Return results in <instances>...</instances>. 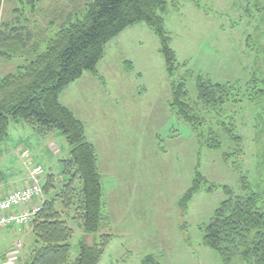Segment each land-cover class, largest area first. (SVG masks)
Here are the masks:
<instances>
[{
  "label": "rangeland",
  "instance_id": "374dc122",
  "mask_svg": "<svg viewBox=\"0 0 264 264\" xmlns=\"http://www.w3.org/2000/svg\"><path fill=\"white\" fill-rule=\"evenodd\" d=\"M90 1L39 0L33 6L28 0H4L1 19L30 18L39 28L55 21V31L62 21L83 16ZM167 1L159 13L179 64L174 75L167 70L159 35L140 21L108 43L96 71L86 70L60 95L83 122L98 153L113 234L99 264H143L148 255L161 264H222L220 254L205 243L204 227L227 197L223 186L241 192L242 175H248L252 186L261 182L253 139L259 110L248 99L258 86L249 84L257 68L246 50L253 31L247 24V0ZM22 62L0 56V77ZM199 75L237 85L224 107L246 137L239 169L224 160L222 150L200 141L173 108V84L185 80L196 99ZM71 151L61 130L42 135L24 119H11L9 134L0 142V195L18 190L23 180L30 184L37 165L43 167L42 185L48 173L62 182V160L71 158ZM196 177L201 187L183 208L182 199ZM72 226L70 263L79 255L81 239L89 235L76 222ZM33 227L31 222L0 229V253L19 239L18 264H26L36 240ZM88 239L94 241L91 235ZM232 264H254V259L237 256Z\"/></svg>",
  "mask_w": 264,
  "mask_h": 264
},
{
  "label": "trees",
  "instance_id": "16d2710c",
  "mask_svg": "<svg viewBox=\"0 0 264 264\" xmlns=\"http://www.w3.org/2000/svg\"><path fill=\"white\" fill-rule=\"evenodd\" d=\"M38 1L28 0V3L35 6ZM3 2L0 0V56L8 60L23 58V62L15 71L0 77V142L9 134L11 119H24L42 135L61 130L72 146V157L62 160V182L54 173L44 178L46 199L32 221L36 240L26 264H99L113 234L98 153L86 136L83 122L60 101V95L86 70L96 71L108 43L140 21H145L159 35L167 70L174 75L179 64L159 13L166 10L168 1L92 0L87 2L83 16L62 21L55 31L51 28L55 21L47 28L32 25L30 18L2 21ZM247 2V24L253 31L247 36L246 50L253 54L257 68L249 84L258 86L248 99L259 110L253 139L261 182L257 187L252 186L248 175H242L241 192L223 186L227 197L204 227L205 243L220 254L222 264H232L237 256L264 264V0ZM16 10L22 12L20 8ZM178 81L172 86L174 110L209 149L222 150L229 165L241 168L246 137L231 120V111L226 114L224 107L238 90L236 83L215 82L199 75L198 96L194 99L190 97L187 82ZM200 187L196 177L182 199L183 208ZM72 221L93 236L94 241L82 238L79 255L70 263V239L75 233ZM143 264L161 263L148 255Z\"/></svg>",
  "mask_w": 264,
  "mask_h": 264
},
{
  "label": "built area",
  "instance_id": "2783aa9c",
  "mask_svg": "<svg viewBox=\"0 0 264 264\" xmlns=\"http://www.w3.org/2000/svg\"><path fill=\"white\" fill-rule=\"evenodd\" d=\"M29 156L28 151L23 152ZM43 172L41 166L32 170L30 184L18 190H9L0 195V229L19 224H29L40 212L45 202V193L40 175ZM22 242L17 240L14 247L7 252L0 264H18Z\"/></svg>",
  "mask_w": 264,
  "mask_h": 264
},
{
  "label": "crops",
  "instance_id": "0c3cea01",
  "mask_svg": "<svg viewBox=\"0 0 264 264\" xmlns=\"http://www.w3.org/2000/svg\"><path fill=\"white\" fill-rule=\"evenodd\" d=\"M124 32V31H123ZM67 106V105H66ZM70 108V107H69ZM71 109V108H70ZM28 178V177H27ZM24 181H26V180H23L22 182H21V186H20V188L19 189H21V188H24L26 185H27V181L26 182H24ZM4 185V184H3ZM5 186V185H4ZM0 190H1V188H0ZM2 191V190H1ZM3 230V229H2ZM88 238H90V235H88ZM87 238V239H88ZM88 241H90L89 239H88ZM14 245H15V242L13 243V244H11L4 252H2V253H0V258L1 259H3L4 258V255L10 250V249H12L13 247H14Z\"/></svg>",
  "mask_w": 264,
  "mask_h": 264
}]
</instances>
